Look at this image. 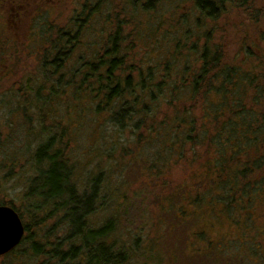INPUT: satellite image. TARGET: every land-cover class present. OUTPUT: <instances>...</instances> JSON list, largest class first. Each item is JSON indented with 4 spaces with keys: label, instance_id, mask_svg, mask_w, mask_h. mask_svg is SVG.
I'll return each instance as SVG.
<instances>
[{
    "label": "trees",
    "instance_id": "16d2710c",
    "mask_svg": "<svg viewBox=\"0 0 264 264\" xmlns=\"http://www.w3.org/2000/svg\"><path fill=\"white\" fill-rule=\"evenodd\" d=\"M123 1L154 24L157 0ZM263 1L192 0L201 16L193 22L184 16L174 35L163 31L153 53H136V62L128 32L120 23L108 33L94 32L85 21L93 20L87 4L64 29L45 15L29 26L27 10L17 21L4 16L1 66L15 71V62L4 57L5 31L21 24L37 67L0 90V190L11 182L20 189L18 204L2 198L0 205L13 208L24 226L19 244L0 257L12 255L7 264L24 258L40 264H127L128 250L117 246L115 235L121 210L134 197L143 206L151 200L158 220L173 231L202 220L205 211L217 219L264 207V75L255 74L264 52L249 45L251 30L264 38ZM232 7L238 23L232 29L242 36L231 50L225 35L222 43L215 40L214 23L232 15ZM204 19L214 25L206 28ZM80 101L86 107L78 118ZM61 109H74L77 117H61ZM84 113L95 118V131L86 132L95 136L107 167L96 162L88 169L74 153L69 136L77 133ZM182 161L197 170L191 182L172 185L168 173ZM133 176L140 186L128 195ZM190 234L201 241L207 231ZM20 244L32 254L26 247L17 251Z\"/></svg>",
    "mask_w": 264,
    "mask_h": 264
},
{
    "label": "rangeland",
    "instance_id": "374dc122",
    "mask_svg": "<svg viewBox=\"0 0 264 264\" xmlns=\"http://www.w3.org/2000/svg\"><path fill=\"white\" fill-rule=\"evenodd\" d=\"M157 2L155 4L157 9L154 11L152 19L154 24H151L144 21L147 15L141 14V16L135 12L139 8L134 10L130 5L127 6L123 0H101L99 6L97 5L98 0H0V23L4 20V16H10L17 21L27 10L26 14L29 17L27 24L29 26L33 24V20L37 24L41 20L40 15H45L50 23H55L64 29L69 27L68 24L71 19L80 13L83 6L87 4V7L91 10L93 20L91 21V17H88L85 21L92 24L94 32L102 28L105 29V33H108L115 28L117 23H120L121 28L128 32L126 33L130 41L129 44L133 48L131 57L136 62L140 59L136 56V53L141 56H143L144 50L153 53L152 49L155 48L156 37H159L163 31L164 33L168 32V38L174 35L177 32L176 30L179 29L177 22L184 19V16L192 22L201 16L195 10L192 0H157ZM260 8L264 13V1ZM230 12L232 15L228 14L224 19L221 17L214 23L216 28L214 37L216 36L215 40L222 43L221 36L225 35L224 42L228 43L227 45L232 50L237 48L234 40L239 39L242 35L237 30L232 29L234 25H238L234 17L236 14L235 8L232 7ZM131 14L133 16L128 18V15ZM106 15H108V19ZM208 20H203V25L206 28L214 25L207 23ZM17 26L13 29L7 27L5 31L9 36V42L6 45L5 54H3L5 59L9 58L12 63L15 62L16 67L13 72L1 66L2 57L0 56V78L2 79L0 90L2 92L16 85V83L19 84L26 76L32 74L37 67L35 49H32L31 46L27 48L28 42L23 37L24 32L27 30H24L21 24ZM20 26L21 29H19ZM260 27L262 26H254L255 29H260ZM222 29L225 31L222 32ZM22 31V34H18ZM249 35L252 42L249 41V45L253 46V50L257 51L258 54L259 50L264 52V38L255 37L252 30ZM258 66L260 69H256L255 74L260 75L259 71H262L264 75V63L258 64ZM78 105L79 118L86 104H82V101H80ZM73 110L64 111L61 109L60 116L65 117L71 114L77 117L76 111ZM94 119L93 114L88 116V113H84V117L78 119V125L80 126L77 133L73 132L69 136L74 146V153L88 169H91L96 162L101 163V167H107L104 152L96 149L95 136H91L90 133L86 132L93 133L95 131ZM124 139L128 140V136L124 135ZM89 152L92 153V156ZM196 170V166L188 165V163L182 161L176 166H172L171 171L168 173V179L172 185L178 186L180 184L182 186L191 182V177ZM17 184L18 182H11L6 186L7 189L0 190V199H12L18 204L20 189L19 184ZM139 186V179L133 176L126 188V194L131 195ZM134 198L133 203H131V200L129 206L121 210V226L115 235L118 237L116 238L117 246L128 250L127 264H264L263 206L258 209L251 207L250 210H253L251 214L240 210L241 212L234 211L231 217L226 215L217 219H213L215 217H211L209 212L205 211L202 213L201 217H204L202 220H199L198 217L197 221L194 220V224H184L173 231L172 228H167V222L158 220L160 214L158 212L154 213L151 200L148 205L144 204L143 206L137 197ZM27 220L29 221V217ZM48 224L49 226L52 224L51 220L46 227H49ZM202 228L207 231L206 238L198 241L196 235L190 234V232ZM62 232L64 233V231ZM62 232L58 231L57 233L62 235ZM208 239L212 241L210 247V244L205 241ZM25 244H20L17 251H22L26 247L27 255L32 254V251ZM17 255L18 253L15 254V258ZM12 258V255L4 257V259L0 257V263L7 264V261ZM35 260L37 262H33ZM42 260L44 261V258ZM38 261V259L28 260L24 258L17 259L13 264H40Z\"/></svg>",
    "mask_w": 264,
    "mask_h": 264
},
{
    "label": "water",
    "instance_id": "95a60500",
    "mask_svg": "<svg viewBox=\"0 0 264 264\" xmlns=\"http://www.w3.org/2000/svg\"><path fill=\"white\" fill-rule=\"evenodd\" d=\"M24 234L23 223L17 212L5 205H0V255L19 244Z\"/></svg>",
    "mask_w": 264,
    "mask_h": 264
}]
</instances>
